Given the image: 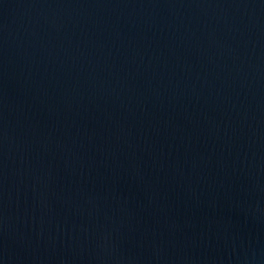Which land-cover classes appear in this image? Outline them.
<instances>
[{
  "label": "water",
  "instance_id": "1",
  "mask_svg": "<svg viewBox=\"0 0 264 264\" xmlns=\"http://www.w3.org/2000/svg\"><path fill=\"white\" fill-rule=\"evenodd\" d=\"M0 264H264V0H0Z\"/></svg>",
  "mask_w": 264,
  "mask_h": 264
}]
</instances>
